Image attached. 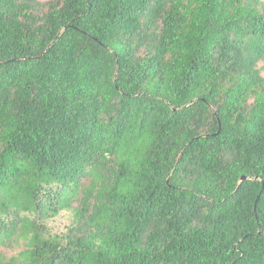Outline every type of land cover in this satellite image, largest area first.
<instances>
[{"label":"trees","instance_id":"obj_1","mask_svg":"<svg viewBox=\"0 0 264 264\" xmlns=\"http://www.w3.org/2000/svg\"><path fill=\"white\" fill-rule=\"evenodd\" d=\"M262 72L264 0H0V264H264Z\"/></svg>","mask_w":264,"mask_h":264},{"label":"rangeland","instance_id":"obj_2","mask_svg":"<svg viewBox=\"0 0 264 264\" xmlns=\"http://www.w3.org/2000/svg\"><path fill=\"white\" fill-rule=\"evenodd\" d=\"M262 73L264 75V72ZM70 221H71L70 211L62 210L56 216L47 219L45 223L47 228L51 232L55 233L65 230V227H67L70 224Z\"/></svg>","mask_w":264,"mask_h":264}]
</instances>
